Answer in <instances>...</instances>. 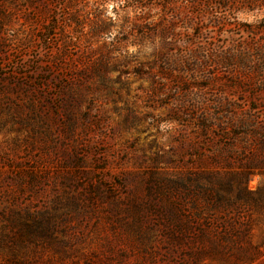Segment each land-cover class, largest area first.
<instances>
[{
  "label": "rangeland",
  "instance_id": "1",
  "mask_svg": "<svg viewBox=\"0 0 264 264\" xmlns=\"http://www.w3.org/2000/svg\"><path fill=\"white\" fill-rule=\"evenodd\" d=\"M0 232V264H264V0H0Z\"/></svg>",
  "mask_w": 264,
  "mask_h": 264
},
{
  "label": "trees",
  "instance_id": "2",
  "mask_svg": "<svg viewBox=\"0 0 264 264\" xmlns=\"http://www.w3.org/2000/svg\"><path fill=\"white\" fill-rule=\"evenodd\" d=\"M17 236H13V237H9V235L5 232H0V258H2L3 260H6L10 263L15 262L17 259L16 253L17 251L14 250L15 247L17 246ZM5 247H10L9 251L10 254L9 256L3 257V248Z\"/></svg>",
  "mask_w": 264,
  "mask_h": 264
}]
</instances>
